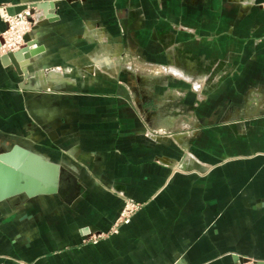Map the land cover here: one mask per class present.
<instances>
[{"label": "crops", "instance_id": "crops-1", "mask_svg": "<svg viewBox=\"0 0 264 264\" xmlns=\"http://www.w3.org/2000/svg\"><path fill=\"white\" fill-rule=\"evenodd\" d=\"M42 2H54L55 21L31 8ZM19 5L42 19L30 74L68 68L77 85L44 101L17 89L23 76L0 61V153L17 144L61 168L59 193L0 201V264L264 261V111L243 135L218 123L227 103L264 85V0H0V31L6 8ZM131 52L155 69L180 67L213 83L196 106L202 127L190 141L207 171L158 161L180 154L143 136L128 90L139 76L104 70L96 59L120 66ZM122 196L142 209L119 233L86 241L108 230Z\"/></svg>", "mask_w": 264, "mask_h": 264}, {"label": "rangeland", "instance_id": "rangeland-1", "mask_svg": "<svg viewBox=\"0 0 264 264\" xmlns=\"http://www.w3.org/2000/svg\"><path fill=\"white\" fill-rule=\"evenodd\" d=\"M32 11L31 14L33 18L36 19V10ZM1 19L4 22V28L0 31V41H12L14 35L17 34V27L8 23L3 15H1ZM41 20L40 18L37 23ZM30 22L32 23L33 20ZM22 45H24L23 38L19 46L21 47ZM8 52L9 51L4 52L0 49V56ZM132 54L131 52L128 57L124 56L120 66L117 65L115 59H109L108 56L107 59H100V57L96 59L97 61H103L102 67H104V70L123 69L129 73H133L135 77L136 75L139 76V81H137L134 86L129 87L128 90L131 102L137 111L138 117L145 125L143 136L147 140L157 144L171 142L176 146L175 148L179 150L180 154L178 158L166 156V160H163V157H161L158 161L167 167L175 168V170L191 173L207 171L208 167L203 166V164H201L190 152V141L199 134L202 127V121L196 114V106L199 102L206 100L207 90H209L213 83H210V81L207 80L208 78L201 77L194 72L186 74V71L180 67L155 69L145 62L134 60ZM7 67H11V70H15L13 66H6L3 68ZM172 69H176L178 72L175 73ZM54 70L62 80H52L51 83L49 80H46L48 79L47 73ZM31 73L32 74L29 75L28 78H24L17 83V89L20 91L37 92L44 101H56V98L63 94L61 90L62 86L77 85L76 77L71 76V72L68 68H36L31 71ZM176 80L178 82H174ZM41 81L43 83H40ZM181 81L183 83H181ZM185 83L188 85L187 88L186 85H184ZM156 85L160 86V94H156ZM189 92L195 94L194 100L185 103L184 98ZM222 111L223 112L219 114L218 123L221 125L232 124L237 127L236 134L243 135L247 132L246 130L249 122L258 118L261 112L264 111V85L247 87L240 102L235 105L227 103ZM128 203H130L131 206L127 207L126 205ZM142 207V202L129 196H122V204L108 230L93 232L86 238V241L96 243L99 239L119 233L121 227L128 224L131 218L139 212ZM123 210L127 213L122 216L121 213ZM245 259L246 261L237 264H257L258 262V260L250 258ZM16 264L30 263L17 260Z\"/></svg>", "mask_w": 264, "mask_h": 264}, {"label": "water", "instance_id": "water-1", "mask_svg": "<svg viewBox=\"0 0 264 264\" xmlns=\"http://www.w3.org/2000/svg\"><path fill=\"white\" fill-rule=\"evenodd\" d=\"M54 2L33 4L31 8L43 10L48 21H55ZM27 9L26 5L9 6L7 15L14 16ZM31 21V19H30ZM32 33L23 36L24 46L14 52L0 56L3 67L13 66L15 71L29 77V68L34 64V57L41 51L36 38ZM61 168L49 163L43 156H39L20 145H13L10 150L0 153V201H7L17 195L24 194L28 197L59 193ZM237 263L246 261L245 258L234 256ZM257 264H264L258 261Z\"/></svg>", "mask_w": 264, "mask_h": 264}, {"label": "built area", "instance_id": "built-area-1", "mask_svg": "<svg viewBox=\"0 0 264 264\" xmlns=\"http://www.w3.org/2000/svg\"><path fill=\"white\" fill-rule=\"evenodd\" d=\"M30 10H32V9H30ZM3 17L5 18L6 21H8V23L15 25V27H17L18 30H17V34L14 35L12 41H4V42L0 41V49L4 52L5 51L14 52L20 48L19 45L21 43L23 36L27 33H32V29L25 28L24 21H26L28 23V26L31 27L34 24H36L35 19L33 18V15L30 14V11L29 12L23 11L19 14L14 15V16H9L5 13V15H3ZM30 19L33 20L32 23L29 21ZM126 206L129 207V206H131V204L128 203ZM125 213H127V212L123 210L121 215L123 216ZM121 215H120V217H121Z\"/></svg>", "mask_w": 264, "mask_h": 264}, {"label": "bare ground", "instance_id": "bare-ground-1", "mask_svg": "<svg viewBox=\"0 0 264 264\" xmlns=\"http://www.w3.org/2000/svg\"><path fill=\"white\" fill-rule=\"evenodd\" d=\"M26 12L28 11V10H25ZM30 11V14L32 13V11L31 10H29ZM28 11V12H29ZM37 14H35L36 15V19H35V22H37L40 18H41V15H39L40 13L39 12H37V11H35ZM24 25H25V28H30V29H32V26L30 27V26H28V23L26 22V21H24ZM26 32V31H25ZM29 75H31L30 74V72H29ZM43 76V75H42ZM41 76V77H42ZM40 77V78H41ZM45 77H46V75H45ZM44 77V78H45ZM47 77H48V79H46V80H49V82H51L52 80L53 81H59L61 78L59 77V75L57 74V72H55V70L54 71H51V72H48L47 73ZM42 80V79H41ZM62 80V79H61ZM48 82V83H49ZM40 83H43L42 81L40 82ZM45 83V82H44ZM52 83V82H51ZM54 83V82H53ZM46 85V84H45ZM148 132V131H147Z\"/></svg>", "mask_w": 264, "mask_h": 264}]
</instances>
